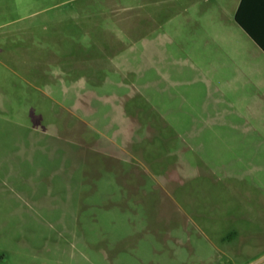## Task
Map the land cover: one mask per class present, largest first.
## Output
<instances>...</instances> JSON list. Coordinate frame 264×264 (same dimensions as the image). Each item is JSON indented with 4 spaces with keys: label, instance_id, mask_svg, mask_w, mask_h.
<instances>
[{
    "label": "rangeland",
    "instance_id": "1",
    "mask_svg": "<svg viewBox=\"0 0 264 264\" xmlns=\"http://www.w3.org/2000/svg\"><path fill=\"white\" fill-rule=\"evenodd\" d=\"M237 1L0 0V264H264Z\"/></svg>",
    "mask_w": 264,
    "mask_h": 264
},
{
    "label": "crops",
    "instance_id": "2",
    "mask_svg": "<svg viewBox=\"0 0 264 264\" xmlns=\"http://www.w3.org/2000/svg\"><path fill=\"white\" fill-rule=\"evenodd\" d=\"M240 7H243V10H239ZM233 21L248 37V40L256 49L258 57L264 59V48L248 33V31H251L259 40L264 42V0H238ZM259 122L262 123L260 120Z\"/></svg>",
    "mask_w": 264,
    "mask_h": 264
},
{
    "label": "trees",
    "instance_id": "3",
    "mask_svg": "<svg viewBox=\"0 0 264 264\" xmlns=\"http://www.w3.org/2000/svg\"><path fill=\"white\" fill-rule=\"evenodd\" d=\"M239 10H243V7ZM238 21H239V16H238ZM241 23V22H240ZM248 33L264 48V42L259 40V38H257V36H255V34L251 33V31H248Z\"/></svg>",
    "mask_w": 264,
    "mask_h": 264
}]
</instances>
